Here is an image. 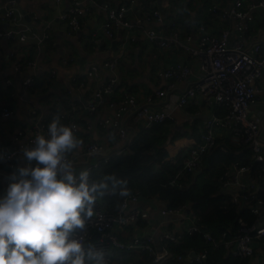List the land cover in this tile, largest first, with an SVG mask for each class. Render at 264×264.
Instances as JSON below:
<instances>
[{"label": "built area", "instance_id": "built-area-1", "mask_svg": "<svg viewBox=\"0 0 264 264\" xmlns=\"http://www.w3.org/2000/svg\"><path fill=\"white\" fill-rule=\"evenodd\" d=\"M21 1L23 0H11L0 6V24L7 27L4 31L0 30V39L5 38L22 45L32 43L38 52L41 50L44 52L45 47L53 40V22L45 21L42 31H36L27 23L26 14L19 7ZM54 1L57 4L63 2V0ZM68 3V10L58 18L67 27L68 34L75 36L81 33L83 20L90 13L91 6L95 5L96 0H68ZM137 4L138 0H130L128 4L117 7L105 3L103 10L106 20L102 27L103 34L96 35L92 41L93 46L96 48L104 40L114 39L117 31L122 30L123 47L126 49L129 43L136 42L131 31L140 30L148 43L160 50L176 49L182 51L188 58L196 59L199 62L197 81L174 99L172 106L159 107V103L176 89L178 83H183L195 75L189 64L175 62L157 72V78L165 83L161 90L145 95L142 101L136 95L126 94L115 102L111 98L121 84L120 57L123 55L93 64L84 78L73 79L77 84L76 89H85L89 80L100 79L104 73L108 74L106 83L92 92L82 108L71 100L74 94L73 88L65 93L68 109L63 107L61 99L51 96L49 110H53L56 117H59L60 123L73 127L74 136L78 137L81 133L78 118L80 114L93 115L103 107L112 109L113 116L100 120L98 128L113 131L121 143V148L110 147L106 140H101L86 145L83 151L76 153L82 152L81 161L72 154L67 158L73 163L77 173L87 170L91 174L101 163H109L131 143L135 131L131 132V128L126 125L128 116H133L135 126L150 131L158 125L174 123L176 119L172 116L173 111H186L192 103L221 107L225 111L223 116H215L207 120L205 131L181 157L180 162L177 157L167 159L173 165L180 166L172 184L182 177L193 175L200 169L204 157L217 147L215 129L228 131L233 144L250 151L251 160L258 163V168L255 170L250 165L235 161L221 177L222 191L230 194L236 204L241 205L244 201L245 208L257 217V222L249 224L239 219V229L234 237L230 238L224 233L218 240L211 231H201L200 218L193 213L190 204L179 208H168L165 205L160 211L162 216L171 217L186 213L193 220V225L181 234L165 231L123 239L113 230L126 231L129 227L150 219L149 212L139 207L142 197L137 192L131 193L122 200L120 207L115 211L110 210L108 204L98 199L95 207L96 215L88 221L81 235L85 242H91L97 248L105 250L108 264H118L116 260L120 252L146 253L153 259V264H164L172 259L186 263V256L173 254L168 244L178 245L183 239L197 233L203 234L206 247L197 252L191 263L207 264L210 257L209 246H213L214 249H229L231 256L241 260L242 264H251V260L256 255L254 244L260 242L264 247V223L258 222V217L264 210V198L255 195L257 190H264V141L261 135L263 119L250 116L251 109L259 102L261 91L259 82L264 78V41L249 43L248 33L254 23L255 13L264 12V0H232L228 9H222L218 4L211 6L208 12L227 25L220 34H214L206 25L195 22L192 31L188 32L187 28L176 21L167 22L159 9L136 13L133 15L134 18H131L130 15ZM155 24L163 29L168 28V32H161L151 26ZM74 61V58L63 60L65 65ZM37 65V59H33L26 64H17L15 71L22 73L28 68H36ZM51 74L52 78L57 75L55 71ZM5 85L7 94L14 98L13 80H6ZM35 87V77L28 76L23 80L26 93ZM13 115L14 111L8 105L2 107L0 126L9 121ZM52 121L48 113L42 114L38 110H33L29 121L12 134L8 143L0 146V181L2 182L3 179L6 181L4 185L0 183V198L6 195L9 184L13 182L11 180L13 174L18 177L16 170L19 159H23L22 150L32 146L36 135H46L48 125ZM93 127L92 122L85 123L88 131Z\"/></svg>", "mask_w": 264, "mask_h": 264}, {"label": "crops", "instance_id": "crops-1", "mask_svg": "<svg viewBox=\"0 0 264 264\" xmlns=\"http://www.w3.org/2000/svg\"><path fill=\"white\" fill-rule=\"evenodd\" d=\"M129 1L130 0H96L95 5L91 6L90 13L83 20V29L81 33L75 36H70L68 34L67 27L58 18L60 14L68 10V0H63L62 4H57L54 0L21 1L19 7L29 18V20L26 19L27 23L35 28L36 31H42L45 21L51 20L53 22V40L45 47L46 50L44 52L43 50L38 52L32 43L22 45L19 42L9 41L5 38L0 39V111L2 107L7 105L14 111L13 117L0 126V146L8 143L12 134L29 121L30 114L33 110H38L42 114L48 113L51 120L56 118V114L53 113V110H49V98L51 96L61 99L63 107L68 109L65 102V93L69 89L74 88V94L71 100L79 108H82L89 100L92 92L106 83L108 74H102L100 79L89 80L86 88L82 90L76 89L77 84L73 79L75 77L84 78L93 64L100 63L107 59H113L123 55L120 57V67L124 69L120 75L121 84L117 88L115 95L111 98V100L115 102L121 100L126 94L136 95L138 99L142 101L145 95L154 93L156 90H161L165 86V83L157 78V72L161 69H166L175 62L189 64L194 70L195 75L183 83H178L176 89L159 103V107L166 108L169 105L172 106L174 99L184 93L188 86L197 81L199 75V62L196 59L188 58L180 50H160L155 45L148 43L143 32L140 30L136 29L131 31V35L136 38V42L129 43L126 49L123 47L122 30L117 31V35L114 39L104 40L100 46L96 48L93 46L92 41L95 39L96 35L103 34L102 27L106 20L103 5L109 3L117 7L128 4ZM4 4L5 3H1L0 6ZM214 4H218L222 9H228L232 4V0H138V4L130 16L134 18L133 15L136 13L151 9H159L164 14L167 22L176 21L179 25H182L179 22L184 23L188 32L192 31L195 22L197 24L206 25L214 34H220L221 31L227 28V25L208 12V9ZM151 26L158 28L161 32H168V28L163 29L156 24ZM6 28V26L0 24L1 31H4ZM260 40L264 41V12L262 11L255 13L254 23L248 33L249 43ZM65 58H74L75 61L65 65L63 62ZM147 58H150V61L145 62ZM33 59H37L38 61L36 68H28L22 73H17L15 71V66L17 64H26ZM53 71H55L57 75L52 78L51 73ZM28 76L35 77L36 87L29 93H26L23 88V80ZM8 79H12L14 83V98H11L6 91L5 82ZM259 86L261 89L259 102L256 107L251 109L250 116L261 117L263 119L261 129L262 135V133L264 134V78L259 82ZM224 112L225 111L221 109V107H211L206 103H192L189 108L183 112L178 110L173 111L172 116H174L175 119L177 117V119L174 123L165 126L166 134L168 136H173L175 131H179L186 132L188 136L167 146L168 158L177 157L178 160H180L181 157L188 152L194 142L198 141L199 138H196L194 135L199 137L200 134L205 131L207 120L215 116L221 117ZM113 114L114 111L112 109L103 107L93 115H79L81 133L76 138L83 143L81 149L72 153L78 161L82 160L80 157L82 152L81 154L76 153H80L81 150H84L86 145L93 142L106 140L110 147L121 148V143L118 141V137L113 131L98 128L100 120L106 117H112ZM176 114H178V116ZM133 120L134 118L132 115L127 117L126 125L128 128H131V132L133 129L138 128V126H135ZM89 121L94 124L91 131L85 128V123ZM214 135L218 144L222 143L226 145V143H229L236 147L244 148L232 143V138L228 131L215 129ZM223 150H227V153L230 152V149L226 146H224ZM238 161L244 164L241 160ZM26 166V161L19 159L17 169ZM230 166H232V164ZM198 171L200 170L196 172ZM16 173L19 176L17 170ZM195 173L193 174L194 177ZM5 182V179H3L2 182L0 181L3 185ZM260 190L262 189L257 190L255 195L263 198L264 190ZM164 206L161 200L157 198L149 200L142 197L139 207L149 212V221L140 223L139 225H133L126 231L120 229H115L113 231L119 233L124 239L134 235L156 234L165 231L181 234L193 225V220L186 213L171 217L162 216L160 211ZM258 222L264 223V210L261 216L258 217ZM185 239L178 245L168 244V248L170 249V245L178 247ZM254 246L256 255L251 260V264H264V247L260 242H256ZM209 249L210 256L212 251H219V249H214L213 246H209ZM223 249L226 251L227 255H231L229 249ZM200 250L202 249L197 251L188 249L187 252L184 251L183 253L172 252L175 255L186 256V263L180 264H192L188 261V258L192 253L197 254ZM123 253L131 254L139 252H120L118 254V259ZM193 258L194 257H192V259ZM118 259L116 260L117 263L122 264ZM127 262L135 264L133 260Z\"/></svg>", "mask_w": 264, "mask_h": 264}, {"label": "clouds", "instance_id": "clouds-1", "mask_svg": "<svg viewBox=\"0 0 264 264\" xmlns=\"http://www.w3.org/2000/svg\"><path fill=\"white\" fill-rule=\"evenodd\" d=\"M82 143L56 117L22 150L27 166L0 198V264H108L105 250L81 233L99 198L124 200L131 191L113 174L93 180L87 170L77 173L67 157Z\"/></svg>", "mask_w": 264, "mask_h": 264}, {"label": "trees", "instance_id": "trees-1", "mask_svg": "<svg viewBox=\"0 0 264 264\" xmlns=\"http://www.w3.org/2000/svg\"><path fill=\"white\" fill-rule=\"evenodd\" d=\"M179 23L185 26L184 23ZM166 125L169 124L158 125L150 131L140 127L133 129L135 133L126 149L114 156L109 163H101L99 168L90 174V178L99 180L105 175L113 174L127 181L131 193L139 192L141 197L149 200L157 198L168 208H179L190 204L193 213L200 218L201 231H211L218 240L224 233L230 238L234 237L239 229V219L249 224L256 223L257 217L247 208H240L241 205L236 204L231 195L222 191L221 184L222 175L235 161L241 160L255 170L258 168V163L251 160L250 151L229 143L226 145L217 143V147L204 157L199 169L202 171L200 175L197 177L188 175L172 184L180 166L167 161L169 154L166 148L188 134L175 131L173 136H168L165 132ZM224 146L230 149L229 153L224 152ZM99 199L108 204L112 211L117 210L122 201L118 196L113 195H105ZM205 246L203 234L197 233L187 237L178 247L172 245L169 247L173 252L183 253L188 249L197 251ZM129 260H133L135 264H152V259L144 253H123L118 259L120 263ZM166 264L180 263L170 260ZM207 264H242V262L227 255L222 248L219 251H212Z\"/></svg>", "mask_w": 264, "mask_h": 264}, {"label": "water", "instance_id": "water-1", "mask_svg": "<svg viewBox=\"0 0 264 264\" xmlns=\"http://www.w3.org/2000/svg\"><path fill=\"white\" fill-rule=\"evenodd\" d=\"M7 1H11V0H0V4L1 3H5V2H7ZM26 19H28L29 20V18L26 16ZM44 51H45V49H44ZM202 173V171H198V172H196L195 173V177H197L198 175H200ZM244 207V201H243V203L241 204V207L240 208H243ZM197 254L196 253H192L191 254V256L188 258V261L189 262H192V257H195Z\"/></svg>", "mask_w": 264, "mask_h": 264}, {"label": "rangeland", "instance_id": "rangeland-1", "mask_svg": "<svg viewBox=\"0 0 264 264\" xmlns=\"http://www.w3.org/2000/svg\"><path fill=\"white\" fill-rule=\"evenodd\" d=\"M148 61H150V58H147V59H145V62H148ZM124 71V69H122L121 67H120V75L122 74V72ZM177 116H178V114H176ZM176 115H175V117H176ZM176 119H177V117H176ZM139 128V127H138ZM262 136H263V139H264V134L262 133Z\"/></svg>", "mask_w": 264, "mask_h": 264}]
</instances>
